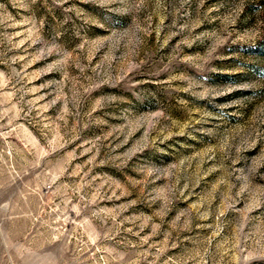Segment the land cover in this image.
<instances>
[{
  "label": "rangeland",
  "instance_id": "374dc122",
  "mask_svg": "<svg viewBox=\"0 0 264 264\" xmlns=\"http://www.w3.org/2000/svg\"><path fill=\"white\" fill-rule=\"evenodd\" d=\"M0 264H264V0H0Z\"/></svg>",
  "mask_w": 264,
  "mask_h": 264
}]
</instances>
